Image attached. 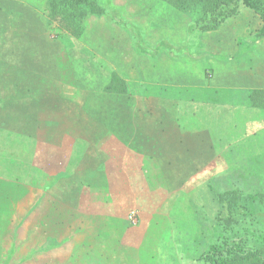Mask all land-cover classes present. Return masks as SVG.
Wrapping results in <instances>:
<instances>
[{
    "label": "rangeland",
    "instance_id": "obj_1",
    "mask_svg": "<svg viewBox=\"0 0 264 264\" xmlns=\"http://www.w3.org/2000/svg\"><path fill=\"white\" fill-rule=\"evenodd\" d=\"M34 2L0 0V54L23 52L14 53L16 65L7 66L0 80V240L18 252L34 250L21 264H67L72 257L78 264H197L224 202L233 229L250 227V220H240L242 209L234 211L245 195L258 189L264 194V112L251 116L254 136H233L236 150L230 159L222 152V167L201 168L203 182L196 167L177 157L184 152L147 143L152 128L173 131L176 120L182 127L177 123L178 132L197 128L200 121L189 117L193 107L169 102L178 119L165 124L142 115L149 109L144 97L154 79L190 75L186 58L138 53L122 26L106 15L87 14L78 40L64 38L54 24L42 34ZM96 2L107 13L120 10L117 15L134 23L147 47L161 39L173 45L193 42L187 17L159 0ZM20 3L25 14L18 9L9 16ZM35 4L40 10L45 1ZM21 14L36 27L19 29L13 18ZM256 18L246 7L227 21L232 28H251L252 48L264 46ZM64 53L79 59L67 73L56 63ZM23 75L32 82L29 90L19 87ZM102 112H109L106 119ZM215 123L230 129L226 120ZM240 138L249 149L242 148ZM165 159L171 165H164ZM238 189L241 200H230L227 195ZM132 212L134 221L128 223ZM254 212L260 222L252 225H264L261 211Z\"/></svg>",
    "mask_w": 264,
    "mask_h": 264
},
{
    "label": "crops",
    "instance_id": "obj_2",
    "mask_svg": "<svg viewBox=\"0 0 264 264\" xmlns=\"http://www.w3.org/2000/svg\"><path fill=\"white\" fill-rule=\"evenodd\" d=\"M256 19V29H259L261 21L259 17ZM229 25L231 24L226 22L218 30L202 32L197 36L196 43H201L204 50L201 57L194 60L190 58L189 49L185 52L187 72L191 67L196 70L194 75L191 69L190 75L186 74L181 80L169 79V74H166L165 79H154V83L148 86L147 96L144 97L148 99L149 109L142 115H147L156 124L162 121L165 124L164 120L167 119H178L170 110L169 102H181L193 107L189 111V117L200 121L197 128L187 131L181 129L178 132L177 129L182 127L176 120L173 131L167 127L152 128L147 143L150 148L157 146L159 150L184 152L176 156L182 158V163L187 167H196L203 182L205 174L201 168L222 167V152H225L224 157L230 159L236 150L234 144L238 142V138L233 136H254L255 132L250 129L253 125L251 116L254 112H264V107L254 106L255 102L264 98L255 96L256 92L264 93V46L252 48L250 40L254 33L251 28H232L233 25L228 28ZM240 42L250 45L241 47ZM242 51L244 54L246 52V56L238 55ZM225 57L231 59L225 61ZM102 113L106 119L109 112ZM220 118L228 121L226 126H230L231 130L221 129L220 127L225 126L224 123H215ZM238 127L240 131L237 132ZM261 131L262 129L258 133ZM244 141L245 139L241 143ZM242 148L249 149L245 143ZM164 161V165H171L167 159Z\"/></svg>",
    "mask_w": 264,
    "mask_h": 264
},
{
    "label": "trees",
    "instance_id": "obj_3",
    "mask_svg": "<svg viewBox=\"0 0 264 264\" xmlns=\"http://www.w3.org/2000/svg\"><path fill=\"white\" fill-rule=\"evenodd\" d=\"M33 1L38 2L39 0H32V2ZM44 1L45 5L40 10L35 2L34 5L33 3L31 4L34 6L32 11H36V15L39 18L37 27H39L40 24V31L42 34L45 33V30L46 32L51 30L52 28L50 27L54 24V28L58 30L64 38L70 37L78 40L84 33L85 25L83 18L87 14H94L96 16L106 15L109 18L112 17L111 19L113 22L122 26L131 40H133L134 47L138 53L152 59H156L159 54L166 55L171 59H181L184 58L186 54L185 51L189 49L190 58L196 60V58L202 56V52L196 53L198 47V43H196L197 36L202 32L219 29L228 20L238 16L242 9L246 7L255 10V13L261 21L258 33L259 35H264V0H159L187 17L188 23L186 25V32L193 42L192 44L184 42L180 45H173L167 39H161L157 42L154 48L147 47L142 42L138 33L139 31L134 23L117 15L120 14V10H117L116 8L107 13V11L96 2V0ZM4 2H7V0H4ZM24 4L20 3L16 5L15 8L10 9L7 12L8 15L12 16L18 9L24 13L23 9L26 8V5ZM3 10L4 9L0 5V12ZM24 16L25 15L21 14L20 18L15 16L13 18L14 24L18 25L19 29L36 27V25L31 23V19H28L27 16V19H22ZM1 20L2 18L0 16V25L2 24ZM3 43H6V38L3 39ZM250 43L252 44L253 41L250 40ZM19 45L22 46L21 43ZM10 52L11 54L8 55L0 54V80L3 77L7 66L16 65L12 60H15V58L17 59L19 56L14 53H23L16 51ZM67 55L68 53H64L63 56H56L57 66L60 67V70L66 73L72 69V62L74 60L78 62L79 60L77 58L72 60ZM229 58L230 57H225L223 60L227 61ZM81 62L82 61H79L80 67H82ZM20 66L18 68H21ZM18 82L21 83L19 84V87H22L21 89L29 90L32 86V82L27 75H23ZM106 90H109V88H106ZM255 96L264 97V93L256 92ZM255 105L264 107V98L255 102ZM245 160L249 161V157H246ZM262 185H264V183L260 184V186ZM259 190L260 189L249 196L245 195L246 201L244 199V204H239L237 206L238 209L235 207L236 210H233L234 212H237L239 209H242L243 216H240L242 222L250 220V227L245 230L232 228V221H234V218L230 215V207L227 206L225 202L222 203L221 208L216 215V224L211 227L210 244L197 258V264H264V225L258 227L252 225L254 222H260V220L257 219V214L254 212L255 210L258 212L260 210V216H262V218L264 217V194ZM242 194L243 193L240 189L232 190L227 197L232 200L236 196V201L238 202V200H241L240 196H243ZM6 246L7 243L0 240V264L24 263L25 259L29 257V253L34 251L31 249L29 252L22 253L15 251L16 249L13 248L8 249ZM16 252H18L17 257H15ZM67 264H78L77 259H75V257L69 258Z\"/></svg>",
    "mask_w": 264,
    "mask_h": 264
},
{
    "label": "built area",
    "instance_id": "obj_4",
    "mask_svg": "<svg viewBox=\"0 0 264 264\" xmlns=\"http://www.w3.org/2000/svg\"><path fill=\"white\" fill-rule=\"evenodd\" d=\"M132 221H134V213L133 212L131 214H129V216L127 217L128 223H131Z\"/></svg>",
    "mask_w": 264,
    "mask_h": 264
}]
</instances>
